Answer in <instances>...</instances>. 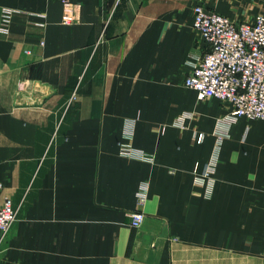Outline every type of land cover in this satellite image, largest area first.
<instances>
[{"label": "crops", "instance_id": "obj_1", "mask_svg": "<svg viewBox=\"0 0 264 264\" xmlns=\"http://www.w3.org/2000/svg\"><path fill=\"white\" fill-rule=\"evenodd\" d=\"M199 3L264 13V0H0V18L18 10L0 32V206L19 208L0 264H264V119L229 122L230 104L184 85L206 51Z\"/></svg>", "mask_w": 264, "mask_h": 264}, {"label": "built area", "instance_id": "obj_2", "mask_svg": "<svg viewBox=\"0 0 264 264\" xmlns=\"http://www.w3.org/2000/svg\"><path fill=\"white\" fill-rule=\"evenodd\" d=\"M63 1L67 3V0ZM193 12L192 28L206 51L193 63V69L186 76L184 85L196 90L200 100L215 98L230 104L232 109L226 117L229 122L241 118L264 119V13L257 14L251 20L240 21L209 10L202 3L194 6ZM16 13L18 10L13 8H2L1 33L9 32ZM64 20L67 21L68 17L65 16ZM75 99L74 93L70 103ZM130 135L128 132L127 136ZM223 140L224 135L218 137L217 151ZM121 153L141 160H153L152 155L136 150L129 142L121 144ZM216 165L217 157H214L205 174L198 178L200 184L206 186L208 195L212 193L214 184L210 181L205 184L206 179L216 171ZM171 173L175 171L171 170ZM148 189V183L142 182L136 193L139 205L130 215V224L137 229L146 217L143 207ZM18 213L19 208L14 207L10 198H6L0 206V243L17 220Z\"/></svg>", "mask_w": 264, "mask_h": 264}]
</instances>
